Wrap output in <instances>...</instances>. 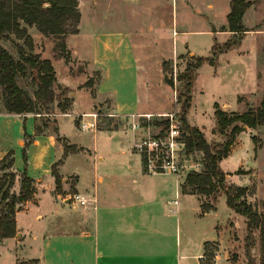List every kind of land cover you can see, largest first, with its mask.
<instances>
[{"label": "rangeland", "instance_id": "rangeland-1", "mask_svg": "<svg viewBox=\"0 0 264 264\" xmlns=\"http://www.w3.org/2000/svg\"><path fill=\"white\" fill-rule=\"evenodd\" d=\"M248 1L251 5L242 19V25L246 30L235 34L227 32L226 29V14L229 11L230 0H76L79 14L80 10L83 12V27L89 23L88 13L94 9L97 16L100 14L105 16V21H98L103 27L132 31L130 38L135 44L136 54L141 59L140 63L145 65L151 79L149 85L144 84L143 66L140 67L139 100L146 109L164 112L151 113L153 115L149 119L138 118L137 125L139 123L140 128L137 129L133 127L137 119L131 114L127 117H117L108 113L106 104L95 103L92 109L101 113L97 118V128H111L119 122L121 124L119 129L111 133V136L118 138L107 137L106 129L95 131L94 134L92 131H80L76 127L79 125L77 121L74 123V118L61 117L59 118L61 127L65 125L71 127L72 124V128H75L74 135L68 133L71 136L70 140H75L76 144H87L91 150L94 144L98 150L101 149L100 144L111 142L134 144L137 140L134 148L138 150L136 147L138 144L148 137L155 136L165 127V124H157L160 117L156 114L176 111V117L182 124V105L185 101L183 95H189V107L185 115L187 123L198 127L210 144L224 142L225 135L215 130V104L229 116L257 108L264 97V0ZM22 27L31 38V50L27 48L23 39H17L14 35H10L9 39L1 36L0 45L11 52L16 59L17 52L21 49L24 53L39 54L41 58L48 59L53 68L55 67L56 82L53 84V90L56 99L51 103L38 101L35 98L37 76L29 67L25 76L17 77L18 85L34 100L35 109L42 112L43 116L38 117V128L41 130L48 121L54 122L53 119H56L57 115L71 113L73 90L64 87L66 82L61 81L70 75L88 72L87 80L82 86H87L89 92L93 94L98 73H90L86 69V63H81L71 54L64 36L73 33L50 35L41 33L35 26H24L22 23ZM227 43L231 45L229 49L224 48ZM197 58L204 60L196 65ZM188 66H192L190 70L193 80L187 93V77L190 71L187 69ZM170 81L172 85L169 84ZM1 113L8 112L2 105L0 90ZM25 115L36 116L35 113ZM21 126L24 134H28L27 122L22 120ZM12 129L14 127L9 122L0 126V144H4L2 141L4 133L11 134ZM180 134H182L181 129ZM58 140L61 141V138ZM28 141L29 138L26 137L20 144L24 145ZM177 144L175 149L177 153L174 154L172 161L178 167L179 176L185 178L192 170H202V154H187L181 144ZM22 148L23 146L19 151L21 168L24 167ZM26 156L28 164L27 149ZM220 168L226 174L227 188L230 186L246 188V194L242 199L250 204L260 217L261 229L253 230L247 247L245 218L234 215L235 218L229 225L225 224L227 227L231 226L227 246L218 247L208 244L204 263L250 264L252 260L257 264L260 255L264 253L262 240V236L264 237V125L255 128L243 126L242 131L237 133L228 156L221 160ZM62 169L65 173L75 172L79 177L75 186L73 179L67 180V189L63 191L62 179L59 176V194L63 197L66 194L71 197L74 190L79 193L83 190L92 191L93 171L90 169L88 153L71 157ZM6 170L10 171L9 168ZM2 173L3 171L0 170V185L4 184L0 188V207L5 202L1 199L2 192H8V199L17 197L20 192L18 177L15 176L10 180L8 177H3ZM33 186L32 197L23 205L17 203L16 206L21 208L19 211L34 208L41 199V193L47 190L44 184L36 186L34 183ZM50 193L56 195L55 185L50 189ZM201 200L211 203L210 197L201 196ZM73 204L77 203L73 202ZM216 208L220 218L225 213L231 212L223 194L217 198ZM10 238L15 243L14 247L4 244L6 238L0 240V264H10V261L6 262V260L9 259L13 248L15 252H19V248L26 245L23 241L24 234H20L17 228L14 236ZM15 255L18 256L20 253ZM214 255L219 257L217 261L214 260Z\"/></svg>", "mask_w": 264, "mask_h": 264}, {"label": "crops", "instance_id": "crops-1", "mask_svg": "<svg viewBox=\"0 0 264 264\" xmlns=\"http://www.w3.org/2000/svg\"><path fill=\"white\" fill-rule=\"evenodd\" d=\"M102 20H106L105 16H97L91 9L89 23L83 27L80 10L77 33L64 36L71 54L86 63L90 73H98L93 94L87 86H82L88 72H79L60 80L66 82L64 87L73 90L71 113L57 115L54 122L48 121L41 130L38 129L41 113H35V117L0 114V126L9 122L14 127L11 134L5 132L2 136L0 159L13 149L14 169L22 170L19 161V151L24 146L20 144L24 139L21 121H26L28 135L32 137L26 148V173L36 186L44 184L47 188L41 193L38 205L16 213V228L24 234L26 245L20 247L19 252L13 248L6 262L17 264L35 259L37 264H205L208 244L227 246L231 226L225 224L229 225L237 213L231 209L220 218L216 204L215 209L202 212L201 198L183 191L184 178L168 172L144 171L142 157L134 148L137 140L134 144H100L98 150L94 144L91 150L87 144L70 140L68 133L74 135L75 129L72 124L71 127L60 126L59 118L69 116L79 124L81 120L76 114L91 112L95 103L106 104L108 113L117 117L164 112L146 109L139 100L140 67L143 66L144 84L149 85L151 79L136 54L130 38L132 31L103 27L98 23ZM119 125L118 122L111 128H103L106 136L118 138L111 133L117 131ZM76 127L85 131L79 125ZM103 129L96 128L92 132ZM66 145L74 147L75 151L65 153ZM80 153H88L93 171L92 191L74 190L88 199L86 206L68 201V194L63 197L50 193L55 185L51 175L54 164H57L63 191L69 179L77 185L79 177L75 172L65 173L62 168L67 160ZM11 239L6 238L4 244L14 247ZM15 253H20L19 257ZM218 258L214 255V260Z\"/></svg>", "mask_w": 264, "mask_h": 264}, {"label": "trees", "instance_id": "trees-1", "mask_svg": "<svg viewBox=\"0 0 264 264\" xmlns=\"http://www.w3.org/2000/svg\"><path fill=\"white\" fill-rule=\"evenodd\" d=\"M248 0H230L229 11L226 15L229 32L238 34L244 32L242 18L245 11L250 7ZM80 14L76 0H0V37L6 39L14 35L17 39H23L28 49H32L31 38L26 34L24 26H35L43 34L65 35L76 33ZM70 21V23H67ZM20 45V44H19ZM230 44L224 48L229 49ZM16 59L11 52L0 45V90L1 101L8 113L25 115L27 113H42L35 109V102L30 95L17 83L18 76H25L28 67L37 76V90L35 98L38 101L51 103L56 99L54 96L53 84L56 82L55 71L48 59H43L39 54L24 53L21 49L17 52ZM203 58H197L196 65L202 63ZM188 66L187 69L190 70ZM187 93L193 80L191 70L188 71ZM172 85L171 81L169 82ZM187 95V94H186ZM185 101L182 105V138L184 149L187 154L201 153L202 170L190 171L184 178L183 191L188 194H196L211 198V203L202 202V212L215 209L217 198L223 194L226 205L235 213L245 218L247 234L245 236L248 247L251 233L255 229H261V221L252 206L242 197L246 194L243 186H225L226 174L220 168V161L227 157L233 145L237 133L242 131L243 126L255 128L264 125V97L259 106L253 110H247L240 114L227 115L215 104V130L225 135L226 140L219 144L207 142L203 132L196 126L189 125L185 115L189 107L190 96L183 95ZM39 110V109H38ZM157 124H167L166 120ZM39 129V128H38ZM29 141L22 148L24 167L17 171L14 169V153L8 150L0 159V170L3 177L13 180L15 176L19 179L20 192L15 198L8 199V192L1 194L5 202L0 207V240L13 237L16 232L15 216L21 209L17 203L23 205L34 194V179L26 173L27 156L26 148L32 142V137L24 134ZM75 151L72 146H65V153ZM142 157V156H141ZM144 171L146 167L142 158ZM54 164L51 175L54 177L55 191H60V177ZM9 168L10 171L6 169ZM4 184L0 185L2 188ZM263 245L264 237L262 236ZM17 264H37V260L20 261ZM250 264H255L250 261ZM257 264H264V253L260 255Z\"/></svg>", "mask_w": 264, "mask_h": 264}, {"label": "built area", "instance_id": "built-area-1", "mask_svg": "<svg viewBox=\"0 0 264 264\" xmlns=\"http://www.w3.org/2000/svg\"><path fill=\"white\" fill-rule=\"evenodd\" d=\"M176 111L171 113H158L160 121L166 120L167 124L165 127L161 128L155 136L148 137V139L143 140L136 147L138 152L144 160L146 167V172H168L170 174L179 176L178 167L173 164L174 154L177 143L181 144L184 149V143L180 140L181 134V121L176 117ZM101 115L100 112L93 109L91 112L76 114L81 121L79 127L81 130H96L97 128V118ZM151 113L133 114L137 120L133 124V127L140 128V124L137 121L138 118L143 117L149 119ZM91 120H85V119ZM163 119V120H162ZM185 150V149H184ZM69 200L72 202H77L80 206H86L88 204V199L80 194L74 193ZM176 203V201H174Z\"/></svg>", "mask_w": 264, "mask_h": 264}]
</instances>
